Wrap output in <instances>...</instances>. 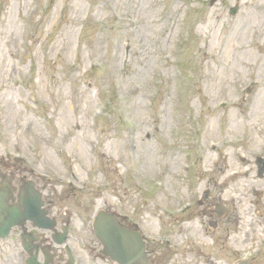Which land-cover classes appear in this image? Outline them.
Listing matches in <instances>:
<instances>
[{"label":"rangeland","instance_id":"rangeland-1","mask_svg":"<svg viewBox=\"0 0 264 264\" xmlns=\"http://www.w3.org/2000/svg\"><path fill=\"white\" fill-rule=\"evenodd\" d=\"M257 156L264 0H0V173L40 178L84 264L99 212L151 264H264Z\"/></svg>","mask_w":264,"mask_h":264},{"label":"flooded vegetation","instance_id":"flooded-vegetation-1","mask_svg":"<svg viewBox=\"0 0 264 264\" xmlns=\"http://www.w3.org/2000/svg\"><path fill=\"white\" fill-rule=\"evenodd\" d=\"M264 156H257L255 158V165L257 169V174L260 179L264 178V174L260 175V171L264 170ZM33 174V173H32ZM39 177H34L31 175L30 178H25L22 175L21 171L13 169H5L0 177V186L10 182L11 184V201L9 206L18 205V198L23 196V194L29 192L39 191L44 202V209H46L47 214L45 218H42L43 222L39 224L50 226L48 221H54L55 227L52 229H40L36 227V222L32 219H26L22 223H19L17 226L10 229L9 234L2 240H0V264H84V254L75 249V244L78 243L76 236H73L70 233V221L66 218V215L58 210H52L48 208L49 204L48 198H45L43 190H40L38 187ZM32 196H34L31 193ZM217 198V195L211 196L210 201H197L198 207H202L203 217L213 216L217 217L218 209L215 207L214 200ZM32 200V198H31ZM207 200V197L206 199ZM15 203V204H14ZM224 207V206H223ZM21 214L20 216H32L35 212L25 210L20 206ZM225 211V208H224ZM226 213V212H225ZM38 214V212H36ZM116 217L117 223L128 232H140V229L137 228L134 224L133 217L131 214L117 213L114 215ZM211 227L216 230L218 228V223L209 222ZM48 228V227H46ZM141 233V232H140ZM65 238V243L59 245L58 241H61ZM144 262L136 261L135 264H151L149 258V248L150 244L147 242V239L144 238ZM96 239V238H95ZM96 243L99 247L98 256L102 261H106L110 264H120L121 258L112 260L107 255L103 253L104 248L101 242L96 239ZM155 246L157 242H151ZM2 247V250H1ZM149 247V248H148ZM83 250H86V247L83 246Z\"/></svg>","mask_w":264,"mask_h":264},{"label":"water","instance_id":"water-1","mask_svg":"<svg viewBox=\"0 0 264 264\" xmlns=\"http://www.w3.org/2000/svg\"><path fill=\"white\" fill-rule=\"evenodd\" d=\"M236 9L231 10L230 15L234 16ZM264 162V160L262 161ZM264 174V170L260 171V175ZM31 193L34 195L32 196ZM10 185L3 184L0 186V238H4L9 229L19 223H22L26 219H32L37 224L36 227L40 229H52L55 227L54 221H48L50 226L39 224L43 222L42 218H45L46 211L42 210L43 202L41 195L38 192H29L23 194L20 197V203L18 205L8 206L10 200ZM32 198V200H31ZM22 206L25 210L34 211L32 216H20ZM220 212L218 217L224 215L222 206H218ZM9 211V212H8ZM38 212V214H36ZM92 230L94 236L101 242L104 247L103 253L110 259L116 260L121 258L120 264H135L136 261L144 262V244L142 243L139 235L135 232H127L119 228L113 215L104 212H99L93 222ZM64 240L56 243L61 244Z\"/></svg>","mask_w":264,"mask_h":264},{"label":"bare ground","instance_id":"bare-ground-1","mask_svg":"<svg viewBox=\"0 0 264 264\" xmlns=\"http://www.w3.org/2000/svg\"><path fill=\"white\" fill-rule=\"evenodd\" d=\"M211 147L213 148V149H215V145H213V144H211ZM9 203H10V201H9ZM20 203V197L18 198V201H17V204H19ZM15 204V203H14ZM9 212V211H8ZM218 218V217H217Z\"/></svg>","mask_w":264,"mask_h":264}]
</instances>
